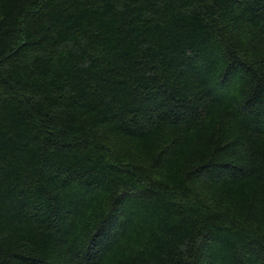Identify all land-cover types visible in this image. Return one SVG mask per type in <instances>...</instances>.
Returning a JSON list of instances; mask_svg holds the SVG:
<instances>
[{"label": "trees", "instance_id": "trees-1", "mask_svg": "<svg viewBox=\"0 0 264 264\" xmlns=\"http://www.w3.org/2000/svg\"><path fill=\"white\" fill-rule=\"evenodd\" d=\"M0 264H264V0H0Z\"/></svg>", "mask_w": 264, "mask_h": 264}]
</instances>
